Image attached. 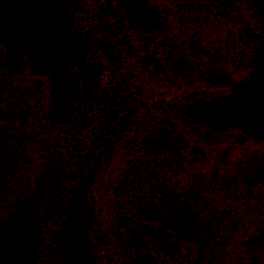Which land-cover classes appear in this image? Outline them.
Segmentation results:
<instances>
[{
    "label": "trees",
    "instance_id": "trees-1",
    "mask_svg": "<svg viewBox=\"0 0 264 264\" xmlns=\"http://www.w3.org/2000/svg\"><path fill=\"white\" fill-rule=\"evenodd\" d=\"M0 0V264H264V0ZM134 117L87 230L118 129ZM247 147L209 176L206 154ZM105 253V254H104Z\"/></svg>",
    "mask_w": 264,
    "mask_h": 264
},
{
    "label": "rangeland",
    "instance_id": "rangeland-1",
    "mask_svg": "<svg viewBox=\"0 0 264 264\" xmlns=\"http://www.w3.org/2000/svg\"><path fill=\"white\" fill-rule=\"evenodd\" d=\"M112 16L115 17L116 40L122 50V80L126 87L134 92L139 98L145 100L172 98L183 95L189 90L183 86L175 87L163 82H152L146 78L134 62L131 42L126 30L120 20L119 5L117 0H104ZM137 127L134 117L123 122L118 129V143L109 151L97 185L94 188L91 212L87 220V230L97 245L103 249L107 255L106 231L101 211V203L104 197L107 184L113 176L115 166L122 153L132 143L134 131ZM193 152H198L204 159V171L207 175L213 176L219 168L231 160L241 156L247 151V147L240 144H224L214 150L211 154H206L198 148H192ZM104 253V254H105Z\"/></svg>",
    "mask_w": 264,
    "mask_h": 264
}]
</instances>
